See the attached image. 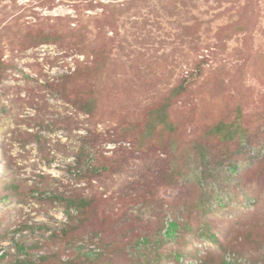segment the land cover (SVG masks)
Returning a JSON list of instances; mask_svg holds the SVG:
<instances>
[{
  "label": "rangeland",
  "instance_id": "1",
  "mask_svg": "<svg viewBox=\"0 0 264 264\" xmlns=\"http://www.w3.org/2000/svg\"><path fill=\"white\" fill-rule=\"evenodd\" d=\"M27 256L264 264V0H0V264Z\"/></svg>",
  "mask_w": 264,
  "mask_h": 264
},
{
  "label": "trees",
  "instance_id": "2",
  "mask_svg": "<svg viewBox=\"0 0 264 264\" xmlns=\"http://www.w3.org/2000/svg\"><path fill=\"white\" fill-rule=\"evenodd\" d=\"M185 86L184 85H181L180 87H178L174 94H179L181 93L184 89ZM171 105V102L170 100L168 99V101L160 108V110L155 113L157 114L155 119L154 118H151L150 120V123L149 125L150 126V130H148V134L147 136L153 134V132H155V130L157 129V127L159 126H165L166 127V130H170V131H173L175 130V127H174V124L173 123H169L167 120H168V112L167 110H169V107ZM93 102L90 101L88 106H87V112L88 113H92L93 112ZM227 131L228 132V135H227V138L226 140L228 141H233L236 137V135H234V133L232 131H229L228 128H227V125L226 124H219L218 126H215L214 128L211 129V133L213 134H221V132H225ZM146 136V137H147ZM65 202V213L66 215L68 216V218L70 220H72L74 218V214H82L84 215L87 211V209L91 206L92 204V200L91 199H88V198H85V197H81V196H70V197H63L62 198ZM180 228V224L176 221H173L171 223H169L168 227H167V230H166V236L167 237H173L175 236V234L178 232ZM212 240H216L214 236H211ZM18 250L20 252H23V248L22 247H18ZM48 258L43 256L41 257L38 261L40 262H44L45 260H47ZM19 264H36L34 262V260L30 257V256H27L25 257V259L21 260L19 262ZM223 264H233V262L231 263L230 261H224Z\"/></svg>",
  "mask_w": 264,
  "mask_h": 264
}]
</instances>
